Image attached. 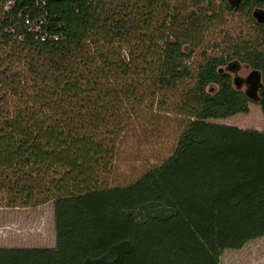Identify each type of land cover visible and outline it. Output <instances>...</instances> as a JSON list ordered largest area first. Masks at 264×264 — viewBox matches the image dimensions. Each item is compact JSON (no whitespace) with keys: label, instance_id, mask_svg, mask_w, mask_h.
Segmentation results:
<instances>
[{"label":"trees","instance_id":"1","mask_svg":"<svg viewBox=\"0 0 264 264\" xmlns=\"http://www.w3.org/2000/svg\"><path fill=\"white\" fill-rule=\"evenodd\" d=\"M7 1L0 0V190L13 207L51 202L55 245L0 248V264H220L225 249L264 236V125L208 121L249 112L251 100L219 72L223 58L198 64L199 78L220 87L197 103L170 157L130 185L100 180L122 124L111 114L113 81L128 78L117 86L125 90L144 76L174 85L221 14L203 10L201 0H50L47 30L60 38L39 41L18 16L31 0L4 10ZM254 5L225 2L255 26L228 58L260 71L264 119V24L252 19Z\"/></svg>","mask_w":264,"mask_h":264},{"label":"rangeland","instance_id":"2","mask_svg":"<svg viewBox=\"0 0 264 264\" xmlns=\"http://www.w3.org/2000/svg\"><path fill=\"white\" fill-rule=\"evenodd\" d=\"M208 2H211L209 7ZM225 2L228 3L227 0ZM225 2L201 0L199 7L203 10L212 8L221 17L209 22L202 43L189 59V74L179 78L174 85H157L149 76L132 78L131 81L135 82L129 90L117 88L128 78L116 79L111 84V114L115 113L117 116L113 120L118 119L122 124L114 128L118 133L113 142L115 155L111 171L100 177L107 186L130 185L148 170L160 166L173 154L197 103L220 87L215 82L199 78L198 64L204 58H223L226 63L220 67L224 69L236 61L228 58L231 48L249 36L255 27L244 14L227 11ZM256 8L264 10V4L252 8L251 12ZM238 62L241 69L236 74L247 76L251 68ZM224 73L236 89L233 84L235 74ZM128 83L131 84L130 81ZM117 89L121 91L119 99L115 94ZM208 121L252 130H262L264 125L261 108L253 101L249 103L248 113ZM5 196L0 190V248L54 247L52 203L13 207L6 203ZM220 264H264V236L248 241L240 249H225L220 256Z\"/></svg>","mask_w":264,"mask_h":264},{"label":"built area","instance_id":"3","mask_svg":"<svg viewBox=\"0 0 264 264\" xmlns=\"http://www.w3.org/2000/svg\"><path fill=\"white\" fill-rule=\"evenodd\" d=\"M50 0H31L30 4L25 5L18 16L22 18L23 25L26 30L34 35L39 41H56L60 38L58 34L50 33L47 30L45 17L48 12V4ZM14 0H8L3 8L8 10L14 4ZM34 11V14L31 13Z\"/></svg>","mask_w":264,"mask_h":264},{"label":"water","instance_id":"4","mask_svg":"<svg viewBox=\"0 0 264 264\" xmlns=\"http://www.w3.org/2000/svg\"><path fill=\"white\" fill-rule=\"evenodd\" d=\"M253 16L258 23L264 22V11L256 10L253 12ZM231 65V69H233L234 66H236V69L239 68L237 63H231ZM219 71H222V68H220ZM233 72L235 73V70ZM233 84L236 90H242L249 100L256 103L260 101L259 90L262 88L263 82L259 70L252 69L245 77L235 74L233 77ZM243 86H245L244 89H242Z\"/></svg>","mask_w":264,"mask_h":264},{"label":"flooded vegetation","instance_id":"5","mask_svg":"<svg viewBox=\"0 0 264 264\" xmlns=\"http://www.w3.org/2000/svg\"><path fill=\"white\" fill-rule=\"evenodd\" d=\"M243 1H244V0H227L228 4H230L231 6H234V7H239ZM254 1L256 2V5H254L253 8H255V7H259V6H261L262 4H264V0H254ZM256 10H262V11H264V10L261 9V8H256V9H254V11H256ZM254 11L251 12V17H252V19L255 21V23L258 24V25H262V24H264V22H263V23H258V22H257L256 18L253 16V12H254ZM232 63H237V66H239V68L236 69V66H234V68L231 69V66H232V65H231V63H229V64H227V66H226L224 69L222 68V71H219V72H223V73H224V72L226 71V72L233 73V74L238 73V71L241 69L239 62L236 60V61H233ZM244 64H245V63H244ZM245 66H246V68H250L248 64H245ZM220 68H221V67H220ZM220 68H219V69H220ZM234 70H235V73L233 72ZM251 70H252V68H251Z\"/></svg>","mask_w":264,"mask_h":264},{"label":"crops","instance_id":"6","mask_svg":"<svg viewBox=\"0 0 264 264\" xmlns=\"http://www.w3.org/2000/svg\"><path fill=\"white\" fill-rule=\"evenodd\" d=\"M55 232V231H54Z\"/></svg>","mask_w":264,"mask_h":264}]
</instances>
